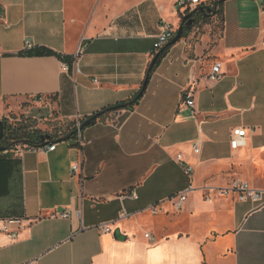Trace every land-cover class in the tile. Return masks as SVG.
I'll return each instance as SVG.
<instances>
[{"label":"crops","instance_id":"0c3cea01","mask_svg":"<svg viewBox=\"0 0 264 264\" xmlns=\"http://www.w3.org/2000/svg\"><path fill=\"white\" fill-rule=\"evenodd\" d=\"M177 1L114 0L102 15L83 0H0V120L16 99L77 123L138 97L161 25L182 23ZM223 19L216 44L171 45L138 103L82 129V146L0 152V225L17 234L0 232V264H264V0H225ZM44 48L71 67L21 55ZM242 183L259 198L240 200Z\"/></svg>","mask_w":264,"mask_h":264},{"label":"trees","instance_id":"16d2710c","mask_svg":"<svg viewBox=\"0 0 264 264\" xmlns=\"http://www.w3.org/2000/svg\"><path fill=\"white\" fill-rule=\"evenodd\" d=\"M225 0H215L213 2L207 3L205 5L200 6L202 11L195 12L191 19L193 20V24L191 28L185 29L181 39L186 37L191 30L199 23H211L215 17L219 19L220 31L223 28V4ZM190 12L186 13L189 14ZM182 23L185 22L184 16L182 17ZM170 48V45L167 44L164 46L157 54L154 55L153 60L151 61L147 72L145 81L140 89L141 96L145 91V87L149 81L150 76L152 75L153 71L161 61V59L165 56L166 52ZM39 55V56H54L59 60H62L71 67L72 61L67 57H63L52 50L49 49H39L35 53L27 52L21 53V55ZM141 96L135 97L129 101L119 103L115 106L108 107L103 109L102 111L98 112L97 114L93 115L92 117H96V121H104L106 120L109 115L119 112L121 110H131L140 100ZM91 118V117H90ZM89 119V118H88ZM3 125V134L0 137V147L5 148L7 151L11 149L12 146L15 145H25L30 148H40L41 147V139H45V144H53L55 141H62L64 138L66 140H73L76 139V122H64L63 124H57L56 128L54 129L53 133H46L41 132L40 130L36 129V123L31 122L30 124H22L18 123L16 125L9 124L7 120H0ZM85 120L80 121L81 126ZM94 122V123H95ZM4 152V151H3Z\"/></svg>","mask_w":264,"mask_h":264},{"label":"built area","instance_id":"2783aa9c","mask_svg":"<svg viewBox=\"0 0 264 264\" xmlns=\"http://www.w3.org/2000/svg\"><path fill=\"white\" fill-rule=\"evenodd\" d=\"M215 0H206V1H202V0H178L176 2V6H177V10L178 12H181L182 16H185L186 13L191 12L193 9L200 7L202 5H205L207 3L213 2ZM177 33V28H175L174 26L170 25V24H164L161 25V31L159 33V35L156 37L155 43H154V49H153V54H157L164 46H166L175 36ZM28 47H30L28 45ZM221 66L219 63H215L211 69V73L209 78L213 81H217L221 78L222 74L220 72ZM182 106H185L186 108L189 109H193L194 107V100H193V96L191 93V90H187L185 91L184 95H183V101H182ZM76 142L79 146L83 145L82 139H81V123L77 122L76 123ZM245 137H246V131L243 129H236L233 130L232 134H231V138H230V146L232 149H238L242 146L245 145ZM195 147V146H194ZM28 149H35V148H30L27 147ZM42 148H47L49 151L50 150H54L55 148V144H49V145H45ZM22 148L20 147H16L15 148V153L17 154H21ZM6 153H8L9 151L5 150ZM195 152H198L197 149H195ZM79 168L78 164H75L72 167V171L76 172ZM191 171V169L187 168L186 172L187 174H189ZM192 190L191 188L188 189ZM235 191H239L241 193L240 196V200H244L246 198H252V199H258L259 198V194L260 192L251 189L248 184L246 183H242L239 184L237 186L234 187ZM128 197L130 198H135V194H131ZM186 199V192H182L181 194L171 198V201L173 202V205L175 208L180 209L182 203L185 201ZM78 215V214H77ZM59 216L61 218H69L71 216V212L70 211H65L61 214H59ZM126 215L123 213L121 215V217H125ZM16 221L13 220H5L2 221L1 225H0V232L6 233L10 236V238H16L17 234L15 232H8V226H10L11 224H14ZM98 230L102 233H106L109 232L110 229L108 228V226L106 224L100 225L98 227Z\"/></svg>","mask_w":264,"mask_h":264},{"label":"rangeland","instance_id":"374dc122","mask_svg":"<svg viewBox=\"0 0 264 264\" xmlns=\"http://www.w3.org/2000/svg\"><path fill=\"white\" fill-rule=\"evenodd\" d=\"M122 1L129 3L131 0ZM83 2L88 4V6H94L98 11L100 10L103 15L114 0H83ZM121 11L123 12V9ZM220 32L219 19L215 17L211 23L197 24L190 33L194 41L204 40L207 41L209 45H214L220 37ZM50 104L52 107L54 106L53 102L50 100L38 99L37 101H33L30 99H16L11 103V112H9L4 120L14 125L18 123L25 125L35 122L36 129L41 132L53 133L56 125L63 123L55 120L56 112L49 106Z\"/></svg>","mask_w":264,"mask_h":264},{"label":"water","instance_id":"95a60500","mask_svg":"<svg viewBox=\"0 0 264 264\" xmlns=\"http://www.w3.org/2000/svg\"><path fill=\"white\" fill-rule=\"evenodd\" d=\"M197 11H202V8L197 7L195 9H193L189 14L184 16L183 21H185V22L180 24L178 31L176 33V36L168 43L170 46L174 45L176 42H178L181 39V36H182L185 29L191 28V26L193 24V20L191 19V16ZM139 96H141V93H139L138 97ZM95 120H96V117H91V118L85 120L81 126V130L90 126L91 124H93L95 122ZM2 134H3V125H2V122L0 121V137H2ZM64 140H66V138H64ZM45 145H46L45 139L42 138L41 139V147H44ZM5 150H6L5 148L0 147V152H3Z\"/></svg>","mask_w":264,"mask_h":264}]
</instances>
